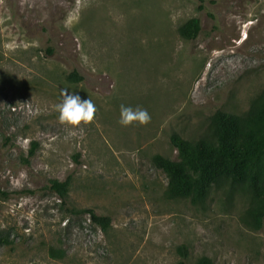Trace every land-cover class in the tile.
<instances>
[{"label":"rangeland","instance_id":"1","mask_svg":"<svg viewBox=\"0 0 264 264\" xmlns=\"http://www.w3.org/2000/svg\"><path fill=\"white\" fill-rule=\"evenodd\" d=\"M62 89L93 101L91 123L59 121ZM263 89L264 0H0V264H179L182 246L186 264H264L247 194L167 199L153 164L177 159L172 135L201 138ZM121 105L150 122L122 126ZM67 179L63 201L50 186Z\"/></svg>","mask_w":264,"mask_h":264},{"label":"trees","instance_id":"2","mask_svg":"<svg viewBox=\"0 0 264 264\" xmlns=\"http://www.w3.org/2000/svg\"><path fill=\"white\" fill-rule=\"evenodd\" d=\"M200 31L197 18L179 28V34L191 41ZM67 79L83 81L77 71L70 73ZM171 143L178 153L177 159L159 154L153 158L154 166L168 178L167 199H187L199 205L207 200L213 187L227 188L230 194L243 192L248 198L243 218L245 224L255 231L264 226V89L245 113L217 111L212 115L209 131L204 136L189 141L174 134ZM34 149L29 157L34 155ZM70 186L69 179L52 180L50 189L66 201ZM81 213L88 214L91 221L104 231L110 225V217L100 216L93 209L81 210ZM180 251L183 259L179 264H186L187 248L182 246ZM197 264H211V260L203 257Z\"/></svg>","mask_w":264,"mask_h":264},{"label":"clouds","instance_id":"3","mask_svg":"<svg viewBox=\"0 0 264 264\" xmlns=\"http://www.w3.org/2000/svg\"><path fill=\"white\" fill-rule=\"evenodd\" d=\"M62 102L56 105L58 119L61 123L70 126H79L81 123L89 124L94 120L97 111L91 99H81L79 94H74L68 89H62ZM151 116L147 109L140 106H120V116L118 123L122 126L146 125L150 122Z\"/></svg>","mask_w":264,"mask_h":264},{"label":"bare ground","instance_id":"4","mask_svg":"<svg viewBox=\"0 0 264 264\" xmlns=\"http://www.w3.org/2000/svg\"><path fill=\"white\" fill-rule=\"evenodd\" d=\"M246 39V38H245Z\"/></svg>","mask_w":264,"mask_h":264}]
</instances>
